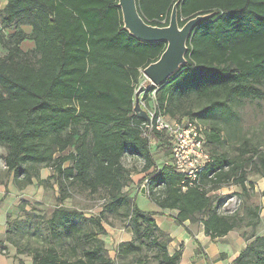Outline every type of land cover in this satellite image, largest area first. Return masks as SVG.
<instances>
[{
	"label": "trees",
	"instance_id": "obj_1",
	"mask_svg": "<svg viewBox=\"0 0 264 264\" xmlns=\"http://www.w3.org/2000/svg\"><path fill=\"white\" fill-rule=\"evenodd\" d=\"M118 3L7 0L0 9V37L4 29L13 30L7 53H0V147L6 149V170L25 188L36 177L47 182L40 179L39 166L52 168L59 194L60 204L48 219L36 221L22 208L25 222L15 223L23 235L17 237L10 229L6 233V241L18 255L31 257L32 264H113L101 239L107 233L106 214L124 216L132 228L134 239L119 245L118 257L137 260L147 249L154 251L157 264H181L182 250L169 252L172 238L158 226L157 214L141 209L137 196L124 193L129 173L124 156L144 160L151 191L161 187L149 196L156 206L175 211L172 218L178 226L200 222L211 239L239 229L245 218L220 214L210 193L231 182L248 195V167L264 179V152L243 136L239 113L245 100L264 99V0H137L142 18L156 27L169 25L176 3L181 27L212 14L191 36L187 63L153 89L156 113L172 120L182 119L180 114L206 121V140L222 145L229 137L240 140L243 150L231 158L209 149L212 162L200 184L186 192L180 188L183 176L170 167L159 171L147 121L135 113L143 71L159 60L166 44L135 39L124 28ZM23 26H30L32 33L26 34ZM26 40L34 42V50H22ZM150 93H145V102L152 101ZM188 99L191 108L183 110ZM152 135L170 155L163 135L156 130ZM74 188L91 194L105 191L101 214L85 219L64 206ZM247 212L255 230L261 208ZM34 236L41 239L39 246L32 244ZM232 264H264V237H257Z\"/></svg>",
	"mask_w": 264,
	"mask_h": 264
},
{
	"label": "rangeland",
	"instance_id": "obj_2",
	"mask_svg": "<svg viewBox=\"0 0 264 264\" xmlns=\"http://www.w3.org/2000/svg\"><path fill=\"white\" fill-rule=\"evenodd\" d=\"M11 32H13L12 27L4 29L1 33V54L7 53V46L9 45V36ZM25 47L28 48V44H26ZM153 89H155V87L151 85L150 81L142 74L139 85L137 86L136 94L138 95H136L135 101L139 100L142 109L148 114L157 111V105L155 103L156 93ZM148 90H151V102H145L143 99L145 93ZM140 91L142 92L140 93ZM190 106L191 100L188 99L187 101H185L183 110L188 111L189 108H191ZM192 106H194L192 108V111L197 112L198 105L193 104ZM239 113L242 117L241 126L243 128V136L249 139L252 144L258 145L260 150L264 152V99L245 100L242 107H240L239 109ZM177 117L178 119L182 118L180 120H188L190 116H181L179 114L177 115ZM197 118L200 121L199 117ZM166 119L171 118L167 117ZM200 123H202L204 127H207V129H210V125L208 122L201 120ZM147 133L157 165H161L162 163L168 161L169 154L166 147H164L163 145L161 146V143L158 141V139L154 138L152 133H150L149 131ZM207 142L209 146V148L207 149H210L213 154L215 152L219 154H226L231 158H236L241 153L240 150H243L240 140L232 141L229 139V137L227 142L222 145L212 144L208 139ZM5 154L6 149L0 147V189L7 190L6 197L8 200V190L10 188L17 187L18 190H21V188L18 186V184L16 185L14 176L12 174H9L6 170L4 162ZM250 155L251 154L249 153L246 157ZM123 164L129 171L128 182L127 186L124 188V193L131 197L139 196L137 198V204L141 209H146L145 207L149 202L146 198L142 197L145 195L141 191V186L146 177V174L143 172V167L145 164L144 160L140 158L124 156ZM68 165L69 164H66L65 166ZM246 171L248 195H244L242 193V189L239 185L231 182L227 183L220 189L212 191L210 193L211 196L216 198L218 202V211L222 215H224V211L222 208L223 199L230 195H239L242 199V206L240 207L238 213L240 217L245 218L243 226H241L239 229H235L223 238L214 240L210 239V247L206 246L205 249L202 250L203 255L199 254L200 256L198 257L197 253L193 254L192 252H190L188 255H186L185 262L183 261V259H181V264H202L203 262L201 263L200 260H204L206 264H232L233 261L257 237H264V179L257 172L255 167H248ZM38 174L42 181L47 182L41 183L39 182L37 177L34 178L33 184L29 185L24 190V192L21 193V197L16 196L14 198L16 204L14 206L10 205L11 207L7 206L6 208V210H8L6 223L7 232L10 229L15 232L14 235H17V237L23 235L22 233L17 231L15 223L17 221H19L20 223L25 222V215L22 211V208L32 213V215L37 219L36 221H42L43 219H48L56 206L60 204L58 202V187L55 184V180L51 178L54 175V170L52 168H43L42 166H39ZM249 183H252V187L249 185ZM70 193V197L63 203V205L80 211L85 219H92L94 217H97L99 214H101L107 203V195L105 191H100L97 194H91L90 192L85 191L82 188H74ZM145 197L149 199V196ZM9 202L7 201V203ZM247 208H261L260 223L255 230L249 224L250 216L247 214ZM145 211L148 210L146 209ZM79 221L82 222V219ZM85 224L87 225L86 222ZM171 225L172 228L175 227V224L173 225V222H171L170 227ZM103 226L105 227L107 233L106 235L101 236V239L103 240L105 249L107 251L106 255L108 258L113 260V264H157L154 261V251H148L147 249L144 250L143 254L137 260H134L132 256H128L126 258L118 257L119 245L124 242L132 241L134 239L129 219L125 218L124 216L106 214L103 217ZM43 227H41V233H44ZM192 227L194 231H201L203 229V225L200 222L194 223ZM21 228L23 230H27V226H23L22 224ZM35 228L36 227L33 226L31 231H34ZM38 240L41 239L38 236H34L31 242L33 245L39 246ZM13 247L14 246L9 242L4 246H0L1 254L7 258H10V255L12 254L10 249L13 251ZM172 247L173 246L171 243L169 245L170 253L173 252ZM182 248L183 247L181 246L180 249ZM176 249H178V246L176 247ZM21 256L24 258V260H22L24 263L32 262L31 257H29L28 255Z\"/></svg>",
	"mask_w": 264,
	"mask_h": 264
},
{
	"label": "built area",
	"instance_id": "obj_3",
	"mask_svg": "<svg viewBox=\"0 0 264 264\" xmlns=\"http://www.w3.org/2000/svg\"><path fill=\"white\" fill-rule=\"evenodd\" d=\"M148 115L150 123L147 122V131L152 133L156 130L163 135L170 149L169 159L158 165L159 171L164 167H170L183 176L184 179L180 185L183 192L200 184L201 175L207 165L212 162V156L206 146V127L197 120L166 119L167 116L161 113L157 115L156 112ZM150 184L151 182L145 178L141 186V191L145 196H151L152 193L161 189L157 187L151 191ZM222 203L224 215L233 216L242 206V199L239 195H230L224 198Z\"/></svg>",
	"mask_w": 264,
	"mask_h": 264
},
{
	"label": "water",
	"instance_id": "obj_4",
	"mask_svg": "<svg viewBox=\"0 0 264 264\" xmlns=\"http://www.w3.org/2000/svg\"><path fill=\"white\" fill-rule=\"evenodd\" d=\"M119 8L123 16L124 28L138 41L146 43H164L166 50L158 61L149 65L143 75L151 85L159 88L164 85L180 68L187 63L188 42L195 29L202 22L209 20L212 14L199 15L180 26L178 19V3L172 9L169 25L156 27L145 22L139 12L137 0H119ZM142 91H140L141 93ZM138 95V94H136ZM135 113L150 123V117L139 103L135 101Z\"/></svg>",
	"mask_w": 264,
	"mask_h": 264
},
{
	"label": "crops",
	"instance_id": "obj_5",
	"mask_svg": "<svg viewBox=\"0 0 264 264\" xmlns=\"http://www.w3.org/2000/svg\"><path fill=\"white\" fill-rule=\"evenodd\" d=\"M7 4V0H0V9H3L5 7V5ZM26 34H31L32 33V28L30 26H23L22 28ZM26 44H28V48H26ZM35 49V44L33 41L31 40H26L23 44H22V50L24 52H30L32 50ZM146 174V173H145ZM17 185V182H15ZM19 186V185H18ZM28 186H26L25 188H21V190H18V188H10L8 190L9 192V199L7 200L6 197V189H0V246H4L6 244H8V242L5 241L6 239V232H7V216H8V210H6L7 206L11 207L10 205L14 206L16 204V201L14 200V198L16 196H20L21 197V193L24 192V190L27 188ZM139 197V196H138ZM137 197V198H138ZM143 198H146L148 200V204L146 205V209L148 210V212H153L156 213V222L158 224V226L160 227V229H162L163 231H165L166 233H168L170 235V237L172 238V254L175 251L180 250V247L182 246L183 248L182 250V259L185 262V257L186 255H188L190 252L197 253L198 257L200 256L199 254L203 255V249H205V247H210V239L211 237H209L208 235L205 234L204 232V227L203 229L200 231H194L193 230V224L190 221H187L184 223V226H178L176 225V223L174 222V219L172 218L174 215H176L175 211H169V210H162L160 209L158 206H156V204H154L150 199H148L145 196H142ZM7 201L9 203H7ZM3 202V204H2ZM143 209V210H146ZM172 212V213H171ZM171 222H173V225L175 224V227L172 228V225L170 227ZM214 240V239H211ZM209 242V244H208ZM178 246V249H176V247ZM212 246V245H211ZM13 251L10 249V251L12 252V254L10 255V258L5 257L4 255L1 254V250H0V264H19L22 260H24V258L21 255L17 254L16 248L13 247ZM23 262V261H22ZM200 262L206 264V262L204 260H200ZM26 263V262H25ZM202 263V264H203ZM26 264H32L31 263H26ZM186 264V263H183Z\"/></svg>",
	"mask_w": 264,
	"mask_h": 264
}]
</instances>
